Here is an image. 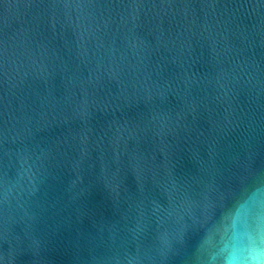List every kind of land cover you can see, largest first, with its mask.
<instances>
[{
	"label": "water",
	"instance_id": "95a60500",
	"mask_svg": "<svg viewBox=\"0 0 264 264\" xmlns=\"http://www.w3.org/2000/svg\"><path fill=\"white\" fill-rule=\"evenodd\" d=\"M264 188V0H0V264H208Z\"/></svg>",
	"mask_w": 264,
	"mask_h": 264
},
{
	"label": "clouds",
	"instance_id": "9594fccd",
	"mask_svg": "<svg viewBox=\"0 0 264 264\" xmlns=\"http://www.w3.org/2000/svg\"><path fill=\"white\" fill-rule=\"evenodd\" d=\"M208 264H264V188H257L202 241Z\"/></svg>",
	"mask_w": 264,
	"mask_h": 264
}]
</instances>
